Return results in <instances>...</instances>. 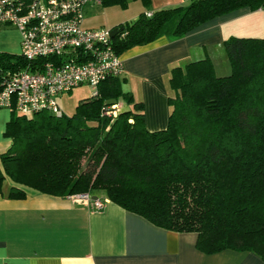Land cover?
I'll return each mask as SVG.
<instances>
[{"label":"trees","instance_id":"1","mask_svg":"<svg viewBox=\"0 0 264 264\" xmlns=\"http://www.w3.org/2000/svg\"><path fill=\"white\" fill-rule=\"evenodd\" d=\"M139 1L138 16L115 26L117 53L163 35L180 38L240 8L264 11V0H190L153 12L151 0ZM224 49L229 74L218 75L208 56L171 69L162 130L146 128L142 103L123 90L120 75L105 79L71 115L13 110L0 193L9 178L14 199L26 196L25 187L101 195L157 226L195 232L203 253L251 251L264 261V36H230ZM27 65L19 54L0 52V83ZM119 99L132 107L113 114Z\"/></svg>","mask_w":264,"mask_h":264},{"label":"crops","instance_id":"2","mask_svg":"<svg viewBox=\"0 0 264 264\" xmlns=\"http://www.w3.org/2000/svg\"><path fill=\"white\" fill-rule=\"evenodd\" d=\"M183 3L186 0L153 2L148 11ZM95 8L86 6L84 13ZM262 12L240 8L213 18L180 38L163 35L118 53L123 65L122 88L134 102L142 103L149 131L167 126L171 69L208 56L217 73L216 57L228 61L224 40L241 35V28L256 29V14ZM20 51L18 29L10 24L0 25V52L20 55ZM223 66L225 62L218 75L227 73L228 68ZM116 105V113L132 107L123 99ZM12 113L13 109L0 108V154L11 146L5 129ZM12 184L9 178L4 179L0 193V264H264L251 251L203 253L196 248L195 232L157 226L109 199L99 211L74 196H56L28 187L24 198L14 199L8 196Z\"/></svg>","mask_w":264,"mask_h":264},{"label":"built area","instance_id":"3","mask_svg":"<svg viewBox=\"0 0 264 264\" xmlns=\"http://www.w3.org/2000/svg\"><path fill=\"white\" fill-rule=\"evenodd\" d=\"M89 5L101 6L102 0H0V25L18 29L20 55L28 61L27 67L7 73L0 83V108L25 115H61L60 95L87 85L95 96L105 79L121 74L111 29L83 25ZM112 108L116 114L117 105ZM69 196L96 211L107 202L88 192Z\"/></svg>","mask_w":264,"mask_h":264},{"label":"rangeland","instance_id":"4","mask_svg":"<svg viewBox=\"0 0 264 264\" xmlns=\"http://www.w3.org/2000/svg\"><path fill=\"white\" fill-rule=\"evenodd\" d=\"M168 0H151V4L153 2L156 3H162L167 2ZM190 0H186L185 4H188ZM171 6V5H170ZM143 10V5L139 0L130 1L128 3L127 7H122L118 4H109L105 6H96L95 9L91 11H87L84 13V26L87 27H104L108 29H112L115 25L119 23L128 22L131 20H134L140 11ZM257 15V23H256V29L252 30L251 28H241L242 30L238 31V33H241V35H235V36H252V37H263L264 36V11L261 14ZM244 19L238 20L235 22V25L242 23ZM251 30V31H250ZM245 32V33H243ZM225 62L226 69L228 68L227 73H230V64L228 66V61L225 59H219L216 57L215 64L217 68V74L220 72L219 67L221 63ZM228 66V67H227ZM222 72V71H221ZM224 75V74H223ZM92 96V90L87 85H81L78 87L73 88L72 91L69 93H64L61 97H59L58 103L60 104V108L66 115H71L77 104L85 99H88ZM84 162V161H83ZM26 188V187H25Z\"/></svg>","mask_w":264,"mask_h":264},{"label":"water","instance_id":"5","mask_svg":"<svg viewBox=\"0 0 264 264\" xmlns=\"http://www.w3.org/2000/svg\"><path fill=\"white\" fill-rule=\"evenodd\" d=\"M119 32V28L118 27H113L111 29V36L114 37L117 33ZM97 195H93L92 198L95 199L97 198Z\"/></svg>","mask_w":264,"mask_h":264}]
</instances>
